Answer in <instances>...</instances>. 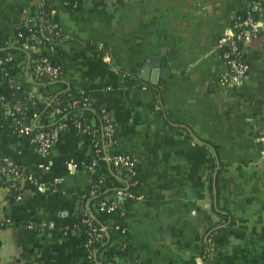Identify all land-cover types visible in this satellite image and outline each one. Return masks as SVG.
I'll return each instance as SVG.
<instances>
[{
    "label": "crops",
    "instance_id": "obj_1",
    "mask_svg": "<svg viewBox=\"0 0 264 264\" xmlns=\"http://www.w3.org/2000/svg\"><path fill=\"white\" fill-rule=\"evenodd\" d=\"M73 3L0 0V35L21 41L47 13L63 37L47 56L107 110L114 151L135 159L136 194L119 202L123 230L112 228L105 264H264V25L241 44V84L219 81L228 72L219 40L249 1ZM10 56L0 68V170L23 175L17 200L0 185V264H87L76 221L98 168L87 170V139L69 125L47 154L17 134L5 80L20 81L26 60Z\"/></svg>",
    "mask_w": 264,
    "mask_h": 264
},
{
    "label": "trees",
    "instance_id": "obj_2",
    "mask_svg": "<svg viewBox=\"0 0 264 264\" xmlns=\"http://www.w3.org/2000/svg\"><path fill=\"white\" fill-rule=\"evenodd\" d=\"M262 5L261 0H257ZM73 5L74 0H68ZM248 9L241 14L244 16ZM258 15L257 11H251V16ZM44 25L41 31L21 29L18 33L21 41L10 43L0 35V68L5 69L8 65L15 63V60H5L12 52L16 51L26 60L23 64L24 77L20 81L13 80L7 76L6 91L4 99L17 120L24 122L25 118L36 120L31 136L39 132H49L53 128L64 125H72L79 122L82 130L79 134L87 139L89 146V161H97V172L93 174L92 181L83 190V207L76 221V227L83 235L84 255L91 254L87 264H105L108 260L103 257V251L108 245L112 228L118 226L117 231L123 230V226L116 222L119 212L112 214L107 210L98 212L96 204L100 201L109 200L120 188H126L128 192L136 194L137 175L134 174L126 180L124 171H119L112 160L107 157L117 152L115 147L114 132L104 134V126L113 124L111 117L105 108H99L90 104L87 99L78 98V92L71 88L64 80L61 67L56 64L47 52L62 40V34L58 27L54 26L49 15L43 13ZM37 37L43 46L39 57L31 56V47L37 44ZM24 45L28 46L25 49ZM46 65L56 68L47 71ZM20 94H16V89ZM16 105H18L16 108ZM59 110V111H57ZM106 114V117L103 116ZM16 131V129H15ZM110 141V142H109ZM96 143V145H94ZM51 147V146H50ZM23 175L14 168L0 170V185L7 188V198L17 200L19 198V179ZM135 182L134 186H128V182ZM104 228V229H103ZM121 233V232H120Z\"/></svg>",
    "mask_w": 264,
    "mask_h": 264
},
{
    "label": "built area",
    "instance_id": "obj_3",
    "mask_svg": "<svg viewBox=\"0 0 264 264\" xmlns=\"http://www.w3.org/2000/svg\"><path fill=\"white\" fill-rule=\"evenodd\" d=\"M249 6L248 11L244 16L238 15L234 21L232 22L231 26L226 30L224 35L220 38L219 44L224 48L223 57L225 59L226 64L228 65V72L224 74L220 78V84L226 86H237L241 84L243 77L245 76L248 65L245 62L241 50V44L244 40L248 39L250 36H254L257 34L259 28L264 25V0L262 1V5L258 3L257 0H248ZM251 11H257V17L254 15L251 16ZM25 49H28V46H24ZM12 57L8 56L5 58L7 61H11ZM2 60L0 59V63ZM47 71H53L56 73L57 69L52 68L50 65H46ZM78 98L85 99V95L83 92H79L77 94ZM18 108V107H16ZM59 111V110H57ZM106 117V114L103 118ZM34 124L20 122L16 120L15 129L17 134L25 135L29 138L30 142L36 147V149L44 154H47L50 150V146L57 140L59 137L61 129L65 126H59L57 128H53L49 132H39L31 136L32 130L34 128ZM77 132L81 131V124L79 122H73L72 125ZM114 131V126L111 123H108L104 126V134L109 135ZM110 142V141H109ZM96 145V143H94ZM107 160H112L113 164H115L119 171L125 172V178L128 180L135 174L134 164L135 159L132 157L122 154V153H113L107 157ZM86 168L89 172L93 173L94 170L97 168V161L92 159L87 162ZM135 182L130 181L128 182V186H134ZM134 194L128 192L126 188H120L116 191L114 195H112L109 200L100 201L96 204V209L98 212H103L107 210L110 213L117 212L119 207V202L122 198L133 197ZM118 229V226L114 227ZM104 229V228H103ZM86 262L90 260L91 254H86ZM89 264H92L89 262Z\"/></svg>",
    "mask_w": 264,
    "mask_h": 264
},
{
    "label": "water",
    "instance_id": "obj_4",
    "mask_svg": "<svg viewBox=\"0 0 264 264\" xmlns=\"http://www.w3.org/2000/svg\"><path fill=\"white\" fill-rule=\"evenodd\" d=\"M259 31H261V28H259ZM161 54L162 55L160 57H156V59H158L157 61H159L158 72L160 73V76H164L168 72V68L165 65V61H164V57H163V52H161ZM157 64H158V62H157ZM156 81H158V80H155V83H157ZM16 94L17 95L20 94V90L19 89L16 90ZM26 122L28 123V119L26 120ZM136 168H138V166H136Z\"/></svg>",
    "mask_w": 264,
    "mask_h": 264
}]
</instances>
